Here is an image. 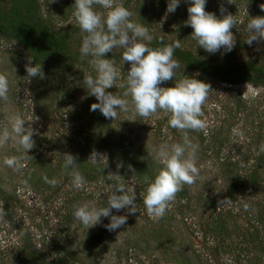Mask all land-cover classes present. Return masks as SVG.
I'll use <instances>...</instances> for the list:
<instances>
[{
	"label": "rangeland",
	"instance_id": "1",
	"mask_svg": "<svg viewBox=\"0 0 264 264\" xmlns=\"http://www.w3.org/2000/svg\"><path fill=\"white\" fill-rule=\"evenodd\" d=\"M124 1L118 0V3L124 4ZM38 2L43 17L58 29L74 30L75 37L79 40L77 42L82 46L86 33L81 31L73 17L75 0ZM180 3L179 8L183 14L178 16L176 12L170 13L167 19L160 23L161 35L167 39L184 37L178 30V18L183 17L185 22L188 20L187 9L192 6V0H181ZM222 3L227 9L225 15L229 13L235 15L238 21L231 30L236 37L233 50L225 53L222 48L215 54L206 52L199 48L192 38L193 29L190 26L187 32L191 34V40L186 41L183 46L194 54L209 55L220 61L264 62V40L253 42L251 46L245 43L249 35L246 25L250 19L264 17V11L260 8L264 2L251 7L248 0H232V4L227 3V0H207L205 11L214 14L217 19H222L219 11ZM133 5L137 7L138 2L132 0L128 8L134 9ZM94 7L97 11H104L98 6ZM165 14L166 9L160 22ZM186 27L185 24V30ZM120 49L116 48L113 52ZM26 61V54L21 47L11 41L0 39V74L6 75L9 81L8 99H0V131L7 126L10 116L19 113L26 122L25 127L31 126L35 133L32 137L35 146L28 153L33 150L32 153L36 154L37 158L35 162L37 166L26 175L28 179L30 178L27 187L19 188L10 172H13V169L6 167L3 161L5 157L22 155V150L18 152L12 141L0 148L2 189L12 195L15 193L14 203L6 204L8 217L0 215V251H7V260L11 258L10 254L14 253L15 247L26 244L43 249L50 257H53L59 248L71 254L76 253L82 258L79 264H184L182 255L188 259L191 257L193 264H264V250L259 252L261 244L252 237L253 235H249L253 227L247 224V221L252 219V212L254 213L253 190L238 188L240 193L236 198L239 204L230 202L219 205L221 197L224 196V189L229 184V177L224 178L227 163H235L243 172L257 168L264 177L263 88L197 79L209 84L212 91L208 93V99L202 107L203 116L200 117L206 124L205 129L188 132L191 142L198 145L196 166L199 169V176L195 184L188 189L189 197L193 201L189 203L174 200L162 218H152L147 214L143 203L146 191L129 178L123 183L135 189L137 213L129 215L127 223L122 228L109 232L103 226L110 222L109 218L102 217L100 225L88 229L75 219L73 211L74 206L89 202L97 208L105 207L111 184L100 177L96 180H86L80 190L75 189L72 182L59 183V190L51 194L50 190L46 191L41 186L42 181L37 169L49 167L54 156L63 158L64 154L81 155L79 152L84 148L83 137L86 136L92 141L90 145L92 150L90 152L81 150L85 157L80 159L88 161L90 154L95 150L107 158L99 164L109 174L115 175V168L111 165H118L121 162L117 157L119 152L113 147L114 144L108 142L102 144L96 142L95 138L103 137L107 140L109 137L112 142L118 138L119 141L122 140L136 148V158L140 162L149 158L161 168L155 159L154 149L161 144L183 143V133L169 126V116L163 112L159 113V119L155 117L144 119L129 110L118 111L115 120L107 119L110 125L107 133L103 134L100 131V135H97L98 127L87 114L86 106L98 101L88 94L83 84L84 75L73 76L75 82L79 83L73 85L70 98L67 99L63 93H56V97H52L45 93L47 89L41 93L34 92L33 84L25 78ZM114 66L120 73V79L117 81V87L113 86L107 91L130 101V97L123 95L126 88L119 87V84L126 80L131 65L120 60ZM92 70L91 73H85L95 77L96 72ZM185 77L195 78V74L175 70L174 81L169 80L159 87L175 86V83ZM37 97L39 107L36 111L34 107ZM58 140L60 146L56 151L54 148ZM24 164L29 165L26 161ZM25 171L22 170L21 175ZM258 183L262 188L264 182L261 178ZM35 184H38L36 188ZM260 190L257 189L256 192ZM207 200L214 202L216 213L220 209L226 213L224 224L230 235L236 232L245 238L252 237L250 238L252 240H249L252 241L251 244H255L256 250L249 249L246 254L237 251L249 240L241 242L235 237H231L226 243L225 251L217 247L214 248L216 252L213 248L210 251L206 250L214 245V240L204 232L206 217L209 215L204 203ZM175 205L176 211L173 210ZM125 214L126 210L120 212L112 210V215ZM154 230L159 235L156 237L157 241L151 240L154 237L150 235L153 236ZM257 237L264 243L263 232ZM62 262L65 263L63 260Z\"/></svg>",
	"mask_w": 264,
	"mask_h": 264
},
{
	"label": "clouds",
	"instance_id": "2",
	"mask_svg": "<svg viewBox=\"0 0 264 264\" xmlns=\"http://www.w3.org/2000/svg\"><path fill=\"white\" fill-rule=\"evenodd\" d=\"M181 0H168L165 17L174 13ZM207 0H192V6L187 9L189 17L186 26L193 29L192 38L198 47L210 54L224 49L225 53L231 52L236 44V37L231 31L237 24L235 15L227 14V9L220 5L219 11L222 19H217L212 13L205 11ZM232 4V0H227ZM98 6L104 11H97ZM73 17L75 22L86 35L83 37L80 48L81 58L91 57L88 61L95 70L96 76L84 74L83 84L88 94L94 96L98 103L91 105V111L99 110L106 119L115 120L118 111L128 112L132 110L136 115L148 119L160 118L163 112L169 116L170 127L183 133V143L172 145L161 144L154 149L155 159L162 166L153 182L149 184L144 196V206L147 214L152 218H162L171 202L176 199L177 193L183 190L184 185L195 184L199 176L196 166L198 145L193 144L188 136L189 131H202L206 124L200 118L203 116L202 107L208 99L211 86L195 78H187L175 83V87H159L164 82L172 80L175 70L180 67L178 60L174 59V52L181 48L180 40L152 48L149 44L153 36L149 29L143 25L131 22L132 13L118 3V0H75ZM264 11V4L260 5ZM246 11V9H245ZM249 46L256 41L264 40V17L257 16L250 19L246 25ZM163 44V41H160ZM116 48H122V61L131 65L127 72L126 80L119 87L126 88L124 97H130V101L120 98L107 91L113 86L117 87L120 73L114 66V61L105 59V54L113 52ZM32 61L25 65L28 82L32 78L44 79L41 64L31 66ZM9 81L4 74H0V99L7 100ZM38 119V118H37ZM25 120L19 114L8 118V124L0 131V148L12 141L17 151L22 150V155L4 158V165L21 173L24 161L30 156L27 153L34 148L32 139L35 134L31 126L25 127ZM77 157L72 154H64L63 167L76 169ZM107 158L95 150L90 154L88 161L97 164ZM122 165H118L121 167ZM109 177L119 175L109 174ZM72 185L80 190L87 182L78 171L71 173ZM50 183L55 184V181ZM120 193V194H117ZM136 192L134 187L120 182L110 186L105 207L97 208L89 203L74 206L73 215L88 229L100 225L101 218H109L110 222L103 225L109 232L122 228L129 215H135ZM231 199L219 201L230 203ZM247 208V206H245ZM117 212L126 210L125 215H112V210ZM4 210L0 208V215Z\"/></svg>",
	"mask_w": 264,
	"mask_h": 264
},
{
	"label": "trees",
	"instance_id": "3",
	"mask_svg": "<svg viewBox=\"0 0 264 264\" xmlns=\"http://www.w3.org/2000/svg\"><path fill=\"white\" fill-rule=\"evenodd\" d=\"M132 0H125L123 6L127 8L131 13V22L143 25L149 29V33L153 36V41L149 44V47L157 48L164 45L170 44L175 40H180L181 48L176 49L174 52V59L178 60L180 67L176 70L189 72L195 74L196 79H205L209 81H218L227 85H240L248 84L255 88L264 89V62L253 63V62H240V61H220L212 58L211 56L198 55L186 49L183 44L191 40V34L185 30V19L181 17L178 18V30L180 34L184 37H178L173 39H167L162 34V28H160V20L163 12L167 9L168 0H133L138 2V6L133 5L134 9H129V4ZM264 0H248L251 7H255L259 3H263ZM181 4V3H180ZM180 5L176 9V13L183 14L180 10ZM0 39L11 41L17 46L21 47L26 54V64L29 60L32 61L31 66L36 64L42 65V70L44 73V79L39 77L32 78L31 83L34 87V92L41 93L44 89H47L45 93L47 95L56 97V93H63L64 96L70 98V92H73V85L75 80L74 75H84L85 72L91 73L93 68L89 64L91 57L81 58L78 38L75 37V31L72 29H58L53 24H51L46 18L43 17L42 10L38 0H0ZM163 41V44L160 41ZM123 49L116 52H109L105 54V59H111L114 64L122 60ZM174 81V79L170 80ZM170 87H175L170 86ZM168 88V87H167ZM55 94V95H53ZM56 101L58 99L56 98ZM39 104V97H37L36 105L34 109L37 111ZM86 112L89 117L94 121L98 127L97 135H100V131L103 134L107 133L108 120L102 117V114L97 111H91V105L86 106ZM83 137L84 148L80 149L81 155H76L77 159L75 163L78 165L76 169H65L63 167V158L54 156L53 163L49 167H42L37 169L38 175L42 181L41 186L47 191L50 190L51 194H55L59 188V183L65 184L66 182H71V173L74 170H78L84 177L85 180H96L98 177L103 179L106 183L114 185L120 182H125L127 179H131L135 184H138L139 188L146 191L147 187L151 182L154 181L156 175H158L161 168H158L153 160L145 159L140 162L136 158L137 151L133 145H128L124 142L111 141L107 137V140L103 137L95 138L96 142H101L105 144H114V148H117L119 152L117 157L120 158V163L122 165H111L115 168L114 179L109 177V173L106 169L102 168L99 163L93 164L91 161L81 160L83 151L90 152L92 150V141L90 138ZM60 140L56 141L54 150L60 146ZM220 142V141H218ZM83 150V151H81ZM27 153L30 156L26 163L29 165L24 166L23 171L26 170L22 175L13 170L10 171L12 176L16 179L17 186L19 188L25 186L30 181L26 175L31 173V169H35L37 166L36 154ZM75 156V155H73ZM25 165V164H24ZM26 167V168H25ZM108 168V167H107ZM158 168V171L156 170ZM229 177V184L225 187L223 195L220 201L224 199H231L232 204H239L238 199L239 189H252L255 193V199L253 200L254 213L252 212V219L247 221L248 225L253 227L251 234L252 237L261 244V250H264V243L260 242V237H257L260 232L264 233V184L262 188L258 185V180L261 178L264 182V177L260 175L257 168L249 169L244 171L235 163L229 162L226 165L225 176L227 179ZM110 178V180H109ZM55 181V184L50 183ZM2 178L0 176V208L4 210V216L8 217V203H14L15 193L5 192L2 189ZM71 184V183H70ZM38 184L34 185L36 188ZM39 188V187H37ZM191 186L184 185L183 190L177 193L175 201L180 202L182 200L191 203L193 200L189 197L188 189ZM237 188V189H236ZM257 189H261L258 193ZM120 194V193H118ZM206 211L209 215L206 217V229L204 232L207 233L208 237L214 240V245L209 246L206 250L210 251L212 248H219L225 251L226 243L230 241L231 237H235L238 241L246 242L250 238H245L244 235L235 234L230 235L225 228L224 217L226 213L222 212V209L216 213V206L214 202L205 201ZM178 206L180 204L178 203ZM185 209V208H181ZM176 211V205L173 209ZM151 240H156L159 235L155 232ZM240 236V237H238ZM252 240V239H250ZM247 241L242 248L237 251L246 254L249 249H255V244H251L252 241ZM216 244V245H215ZM148 248V247H146ZM229 248V247H228ZM221 251V252H224ZM216 252V249H214ZM209 253V252H208ZM7 251H0V264H79L82 258L76 253H69L66 250L59 248L55 252L53 257L45 254L43 249H37L31 246H21L15 247L14 253L10 254L11 258L6 259ZM256 258V257H254ZM257 259V258H256ZM62 260L65 262L63 263ZM182 263L193 264L191 257L188 259L186 256L182 255Z\"/></svg>",
	"mask_w": 264,
	"mask_h": 264
}]
</instances>
